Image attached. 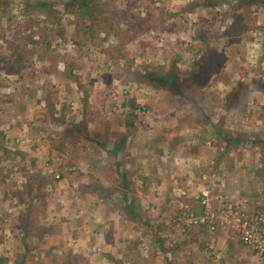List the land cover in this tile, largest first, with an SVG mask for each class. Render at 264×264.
<instances>
[{"label":"rangeland","instance_id":"rangeland-1","mask_svg":"<svg viewBox=\"0 0 264 264\" xmlns=\"http://www.w3.org/2000/svg\"><path fill=\"white\" fill-rule=\"evenodd\" d=\"M27 1L31 4H25ZM79 4L74 0H0V95L7 105L5 110L0 108V120H3L0 121V264L79 263L73 262V256L65 254L64 258L60 255L53 257L57 252L50 254L45 249V246H61L57 235L47 234L40 238L29 232L37 233L38 230L52 234L55 222H48V218H66L61 211L63 203L70 205L72 210L81 211L82 220L86 219L82 224L85 232H93L96 226L92 218L95 198L89 193L95 192V188L101 191L103 200L116 209L117 199L123 198L125 189L130 197L133 196L131 205H135V209L143 206L145 216L150 212L155 221L153 230L145 235L148 238L139 241L144 244V253L152 250L155 244L154 249L169 261L171 252L162 249L167 244L171 248L178 243H174L175 235L188 237L197 230L203 233V237H208L210 232L225 233L224 227L229 245L236 244L247 253L239 234L229 231L224 223L220 225L218 219L215 231L189 222L190 212L200 217L204 214V207L198 198L195 207L185 202L184 187L173 190L178 202L174 213L167 215L161 211L156 214L157 204L151 202L150 194L138 190L140 186L145 187L141 180L145 175L131 174L130 180L135 182L128 186L103 187L95 180L93 170L98 164L97 159H107L109 150L106 149L112 148L127 134L125 128L129 121L136 120L132 133L139 135L140 131L147 130L150 119L174 114L173 111L163 114L154 110L160 98L158 94L166 92L165 84L172 94L182 96L179 99L183 101L188 97L187 101L197 100L199 104L203 101L210 105L200 109L201 113L199 107L183 110L184 115L195 118L190 126L200 132L198 138L202 139L196 143L201 151L207 147L219 148V152L223 149L227 158L232 159L226 162H236L239 156L246 155L251 162L257 158L258 167H263L264 102L258 108L255 104L253 108H242L238 104L242 100L257 103V98L264 101V0H87L84 5ZM224 37L239 41L227 45L228 40ZM194 42L199 43L191 53L190 44ZM223 53L225 57H222ZM236 54L241 61L230 68L227 63L228 70L216 75L221 64ZM241 69L250 75L246 88L258 87L261 94L250 98L247 89L241 87L237 79V75L243 73ZM191 71L198 73L197 78L191 76ZM162 77L166 79L165 83L160 82ZM33 78L44 82L47 87H41L43 92L39 95L43 98V109L34 118L40 124L36 122L35 126L32 122L33 130L29 131L31 116L27 119L20 113L22 107L18 102L36 101L30 98V94L35 95L38 88H32L35 92L30 86L19 88L35 82ZM205 83L207 85L203 86ZM230 83L235 86L232 90L228 87ZM200 87L207 88L202 91L211 95L199 93ZM241 112H248L254 122L261 121L258 132L250 135L247 131L239 133L235 130V134L228 137L227 128L235 126ZM216 116H223L224 120L212 126V117ZM196 121L198 124L194 125ZM202 122L210 127L201 126L202 131L199 128ZM37 127L44 134L41 135L39 130L36 133ZM21 129H27L28 135H21ZM211 132L217 135L214 139V136L209 137ZM215 140L217 144L213 146ZM150 144L149 148L154 152L148 161L156 168L163 148L152 141ZM104 152L106 157H103ZM199 154L200 159L203 156L207 159L205 164L198 166L196 163L195 166L200 182L193 190L187 187L196 192L194 195L208 190L210 206L216 212L221 206L218 200L221 196L233 210L252 213L264 208V188L261 195L244 191L238 195L240 187L230 188L224 178V181L218 180L221 169L214 157L210 153ZM117 163L120 177L124 173L123 159ZM112 172L111 166L107 168L108 175L111 176ZM185 174L183 172V177ZM188 174L187 177L195 178L194 170ZM247 174L254 182V176L258 181L264 176V172L257 171H248ZM137 178H141L140 181ZM123 203L121 201L119 207ZM117 212L114 216L122 220ZM141 212L140 209L135 213ZM159 214H165L162 222L157 219ZM111 216L107 219L109 228H114L117 223L122 235L127 231L129 234L126 235L132 233L130 219L119 223ZM13 230H19L16 241ZM166 230L172 235L160 234ZM135 238H139L138 235ZM77 240L72 237L70 241L77 243ZM35 244L40 246L42 254L33 251ZM15 247L17 250L26 249L27 258L17 253Z\"/></svg>","mask_w":264,"mask_h":264},{"label":"crops","instance_id":"crops-1","mask_svg":"<svg viewBox=\"0 0 264 264\" xmlns=\"http://www.w3.org/2000/svg\"><path fill=\"white\" fill-rule=\"evenodd\" d=\"M224 40H228L227 45H229L231 42L234 43L235 41H239L234 39L230 40L226 37H224ZM198 43L199 42H194L190 44L189 50L191 51V53L193 47L196 46V44ZM233 45L234 44H232L231 46ZM198 50L199 49H197V51ZM190 57H192V54L190 55ZM222 57H225V53H223ZM240 61L241 59L238 56V54H236V57L232 59L231 57H228L226 59V63L223 65L221 64V70H219L216 73V75L219 76L222 74L223 70L224 71L228 70L226 65L227 63H229L228 64L229 67L231 65L233 66L236 65ZM35 65L36 62L34 66ZM241 72L243 73L237 75L238 83H240L241 87H243L246 90L248 78L250 77V75H248L244 71V69H241ZM197 74L198 73L193 74L191 71L192 77L195 75L194 78H197ZM29 75L32 76V72L29 71ZM34 75L35 74L33 73V77ZM31 80L32 79L30 77V81ZM33 81L35 82H31V83L29 82L25 85H21L19 88V90H21L23 87L26 88L27 86L28 87L30 86L31 91L32 88H38L37 92L32 91L36 93L35 95L32 96V94H30V98H35L36 101L18 102L19 106L22 107L20 113H22L25 116V118L31 116L32 121H30L31 126L30 129H28L29 131L33 130L32 122L33 125L35 126H37L38 123L40 124V122L38 120H34V118L36 116H39V114L42 113V109H43L41 105V102H43L42 100L43 98L40 97L39 95L43 92L41 87L43 86L45 88L47 87L46 84L44 85V82L43 83L38 82L36 81V79H34ZM165 85L164 88L166 92L163 93L161 92L160 94H158L160 98L157 99L156 101L157 106H154V110H157L158 113H163V114L169 111H173L174 114L169 117H165V115H163V117L158 116L155 119H150L148 121L149 127H147V130L140 131L141 133H139V135H135L134 133H132L135 132L134 124L136 120L133 119L135 121L134 122L131 121L132 123L129 121L128 125H126L127 127L125 128L127 130V134H125L124 137L120 138V140L117 142L118 144L116 143V145L112 146V148L106 147L107 148L106 150L107 151L109 150L107 153V159H102V158L99 160L97 159L98 164H96L97 166L95 167V170H93L95 180H97V182H99V184L103 187L119 186V185L121 186L125 184L128 186L129 184L131 185L134 184L135 182L134 180H130L131 174L137 172L138 174L140 173V175H145L142 177V179L137 178V181H140L141 179L142 183H144L145 186V187H141V186L138 187L141 188L138 190L141 193L150 194L151 202L153 204H157V209L155 210L156 214H158L157 212L160 213L161 211H164L167 212L166 213L167 215H169L168 213H174V210H176L178 206L177 199L173 192V190L178 186L184 187V190L186 191L185 194L186 197L183 198L185 202L191 203L192 206L194 207L198 205L197 203L198 201L196 200V198L200 195L196 196L194 195L196 192L192 191L193 189H195L194 186L200 182L199 181L200 179L198 180V178L196 177V175L199 174V171L195 168V166L196 163H198V166L199 164L202 163L205 164V161L207 159L205 156H203L204 159L203 158L200 159L201 154L199 153H205V155L206 153H210L212 158L214 157V160L217 161V166L221 169L219 170V172L222 177L219 176L218 180L224 181L223 180L224 178L227 184L229 183L230 188L233 186L240 187L241 189L237 193L238 195L241 191L248 193L256 192L257 194L261 195L262 190L264 188L263 187L264 176L261 177L259 181L257 180L256 176H254L255 180L258 182L255 183L256 181L254 182L251 178H249V175L247 173L248 171L250 173H255L256 171L264 172V166L262 167V165H259L258 167L257 158H253L254 162L253 161L251 162L250 158H246L247 157L246 155H244L245 157H241V158L239 156L238 161L236 160V162L235 161L230 163L226 162V160L230 161L232 159L227 158L228 155L227 153H223L224 151L223 149H220L221 152H219V148L216 149L215 147H212L213 149H211V147H207L204 151H201V148L199 149L196 143V141L202 139V138H198L200 132L196 129L195 126L194 127L190 126L192 120H194L195 118L192 116L187 117L186 114L184 115V112L185 109L187 108L188 109L195 108L196 110L199 107L198 112L201 113L200 109H204V107H209L210 105H208V103L205 102L203 103V101H202L203 106H201L202 103L199 104L197 100L187 101L186 99H188V97L183 101L179 99L182 96L172 94L169 91V87ZM206 85L207 84L205 83V85L203 86ZM202 87H200L199 93L211 95V93L202 91L204 89H207ZM228 87L230 90H232V88H234L235 86H232V84L230 83ZM246 93L249 94L250 98H254V96L256 97L258 96V94H261L262 91L259 90L258 87H252L249 90L247 89ZM2 97L3 95H0V108L5 110L7 109V105H4L3 103L4 100ZM259 101L260 99L257 98V103L254 101L253 104H250V101L242 100L238 105L242 108H253L255 104L257 105L258 108V105L263 104L264 102V101H260V102ZM1 104H3L4 106L3 105L1 106ZM228 106L230 105H227V107ZM233 111H235V109H233ZM248 112H241L238 114L239 117L235 126L232 125L230 128H227L228 137H231L232 134L234 135L235 130L239 133L247 131L249 132L250 135H254L256 132H258L261 121L254 122L255 120L253 121V119L247 115ZM227 119L229 120V118ZM223 120H224L223 116L217 118L212 117L210 124L214 126V124H216L215 122L222 123ZM0 121L3 120L1 119ZM195 124H198V122L197 121L194 122V125ZM225 125H228V123H225ZM201 126H208V125H206L205 122L204 123L202 122L200 124L199 128L203 131V127ZM23 128L25 129V126ZM188 128L190 129V131L186 132V129ZM24 129H21L19 131L20 134L28 135V130L27 129L24 130ZM38 130L41 135L44 134V132H41L39 127H37L34 131L37 133ZM211 136H214L212 138L214 139L217 135L215 134V132H211L209 133V137ZM151 141L153 143H158L159 147L163 148V151L159 152L160 153L159 160L158 163L156 164V168H153V166L155 165H152L151 161H148L149 158H153L152 153L154 152V150L149 148L151 146L150 144ZM216 142L217 140L214 141L213 146L217 144ZM194 148L198 149V151L194 150ZM232 154H234L235 156L239 155L237 153H231L230 155ZM103 155H104L103 157H106L105 152ZM234 155L231 157L234 158ZM258 156L259 153L257 154V157ZM254 157L256 156L254 155ZM121 159H123L124 162L123 163L124 173L122 174V176L119 177L118 172L120 171L119 168L120 165L118 166L117 162H119ZM231 163H233L232 166ZM98 166L100 167L99 169ZM110 166L111 168H113V172L111 173L112 174L111 176L107 174V168H110ZM200 168L201 167H199V169ZM193 170L195 173L194 174L195 178L191 179L187 177L186 174L190 175L188 173H190ZM203 170H205V168H203ZM183 172H186L184 177H183ZM56 175L59 176V174ZM232 177H234V179ZM136 186L138 185L136 184ZM188 186H190L192 190L188 189L187 188ZM202 187L203 186L201 185L200 188L203 190L204 187L203 188ZM199 190H197V192ZM100 192L101 191H98V188H95V192H93L92 190L89 193V196L91 195L94 196L95 198V203H94L95 209H93L92 218H94L93 223H95L97 227L96 226L94 227L95 230L93 232H85L84 226L82 224H84L83 221H85L86 219L82 220L83 217L81 215V211L72 210L70 205H67V203H63L61 205H63L64 208L61 211L64 214L63 216H65L66 218H61L60 220H58V218L57 219L48 218V222L50 223L55 222L54 223L55 228L53 229L52 234L51 232L48 231H46L43 234L40 233L38 230L36 231L37 233L29 232V234H32L33 236L40 238L43 237L42 235H47V234L57 235L60 238L59 241L61 242V246L59 247L45 246V249L48 250L50 254L53 252H57L53 255V257L54 256L58 257L60 255L64 258V254L68 256H73L72 258L75 260L73 262H79L74 264H264V259L261 258L254 251H252L245 244L243 245L241 239H240V241L242 242L241 244L247 247L248 250L246 251L249 254H247L243 249H241L236 244L233 247H231L228 243L229 236H226L227 231L225 227H224L225 233L210 232L208 237L205 235L203 237V233L198 232L197 230H195L192 234L188 236L189 239H186L188 238L186 235L185 236L178 235L180 236L179 238L181 239H178V236L175 235L174 243L176 242L178 243L176 245L175 244L171 245L172 246L171 248L167 244L165 247H163L164 249H162L164 250V252H171V255L169 254L171 260L169 261L163 258L162 256H160L159 250L156 251L154 249L156 248L155 244H153L154 248L152 250L149 249L147 253H144V251L142 250V248H144V244H140L139 241L145 240L146 237L148 238L149 236H145V235L148 234V232H150L151 230H153L152 224H154L155 221L151 219V215L149 214L150 212L147 211L148 212L146 213L147 216L143 215L145 209L143 208V206H140L139 208L141 209L142 212L140 214H136L135 212H139L140 209H135V205L134 206L131 205V198L133 196L131 195L130 197L128 193H126L125 189H123V195H122L123 198L117 199V204H116L118 206L117 209L112 207L109 204V202L106 201V199L103 200L104 197ZM231 196L235 197V195H231ZM262 196H260V198H262ZM100 199H102L103 202H101ZM115 200L116 198L112 199V202ZM155 200H157L158 202H155ZM109 201L111 202V199ZM121 201L124 203L123 206L119 207ZM80 203L81 202H79L78 204ZM160 206L162 207L160 208ZM77 207L78 206H76V208ZM115 211H118L117 213H119L118 215L122 217V220L118 219L119 217L114 216ZM74 214L75 215L78 214V215L74 216ZM109 216H111L114 221L116 222L118 221L119 223H126L130 219L129 228H131L132 233H130V235H126L129 234V231H127L125 235H122L123 231L122 229L118 228L117 223H114V228H109L107 224V219L109 218ZM133 216H134V220L132 219ZM46 217H49V215L47 214ZM164 217L165 214L157 215V219L160 220L161 222ZM228 230L233 232V230L231 229ZM18 231L19 230H13V236L15 237L14 241L18 240L19 238ZM36 234H38L39 236H37ZM160 234L162 235L165 234V236L172 235L170 231L167 230L165 231V233H160ZM136 235H138L139 238H135ZM72 237L74 240L75 238L78 239L77 243H71L70 240ZM78 237H81V239H79ZM32 242L34 244V241ZM21 248L17 250L15 247L14 249L17 250L16 251L17 253H22L26 259L27 257L25 255L27 254L26 253L27 250L24 248L21 250ZM33 251L36 254L37 253L42 254L40 246L37 247L36 244ZM49 264H52V262H50Z\"/></svg>","mask_w":264,"mask_h":264},{"label":"built area","instance_id":"built-area-1","mask_svg":"<svg viewBox=\"0 0 264 264\" xmlns=\"http://www.w3.org/2000/svg\"><path fill=\"white\" fill-rule=\"evenodd\" d=\"M209 191L203 190L197 198L204 207V214L196 217L193 213L189 214V222L193 225H205L210 231H215L218 227L215 222L217 219L220 225L224 223L233 231L239 234L243 244L264 259V208H258L252 213L242 210H233L231 205H227L224 197H219L221 203L218 212L210 206Z\"/></svg>","mask_w":264,"mask_h":264},{"label":"trees","instance_id":"trees-1","mask_svg":"<svg viewBox=\"0 0 264 264\" xmlns=\"http://www.w3.org/2000/svg\"><path fill=\"white\" fill-rule=\"evenodd\" d=\"M86 1L87 0H74L75 3H80L81 5H84L86 3ZM45 3H47V2H45ZM25 4L29 5L31 3L29 1H27V2H25ZM47 4H50V3H47ZM160 82L165 83L166 82V79L162 77V78H160Z\"/></svg>","mask_w":264,"mask_h":264}]
</instances>
